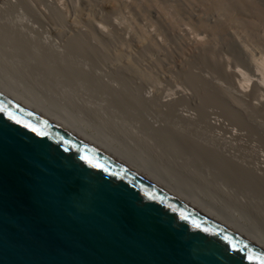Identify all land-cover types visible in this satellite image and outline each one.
<instances>
[{"label": "water", "instance_id": "1", "mask_svg": "<svg viewBox=\"0 0 264 264\" xmlns=\"http://www.w3.org/2000/svg\"><path fill=\"white\" fill-rule=\"evenodd\" d=\"M249 256L264 257L260 216L0 69V264Z\"/></svg>", "mask_w": 264, "mask_h": 264}, {"label": "bare ground", "instance_id": "2", "mask_svg": "<svg viewBox=\"0 0 264 264\" xmlns=\"http://www.w3.org/2000/svg\"><path fill=\"white\" fill-rule=\"evenodd\" d=\"M1 1L6 8L0 16L26 7L41 24H52L48 33L60 38L63 44L60 50L58 38L54 48V39L52 46H46L9 26H0L2 71L93 117L127 145L155 155L172 170L205 183L218 195L241 204L264 220V132H235V111L228 89L210 81L203 72L187 69L188 57L204 56L215 48L208 49L203 41L191 38L187 53L172 54L160 48L139 26L132 23L129 27L110 19L121 9L119 0L84 5L73 0L67 4L63 0ZM167 1L175 3L179 18L189 14L198 25L216 11L232 22V14L225 13L226 7L240 10L244 3L260 17L264 15L258 0ZM130 5L139 13L154 9L152 0ZM163 22L173 32L177 29L174 21L163 18ZM207 31L211 36L223 32L210 28ZM67 45L70 49L64 50ZM77 57H87V61L89 58L94 63L103 57L110 61L111 69H103L104 76L97 75L74 65L72 60ZM123 79L130 90L127 97L121 93ZM139 84L147 89L146 95L132 91ZM93 96L104 105L95 108L93 100L89 103ZM148 109H155L160 120L143 121L145 136L139 139L126 132L130 126L127 122L134 119L135 113ZM174 122L181 127L174 128ZM193 132H215L220 146L203 145L191 135ZM227 149L242 152L243 157H248L247 152L253 153V168L231 156ZM227 184L233 188L232 193L226 191Z\"/></svg>", "mask_w": 264, "mask_h": 264}, {"label": "rangeland", "instance_id": "3", "mask_svg": "<svg viewBox=\"0 0 264 264\" xmlns=\"http://www.w3.org/2000/svg\"><path fill=\"white\" fill-rule=\"evenodd\" d=\"M63 1L67 4L72 0ZM73 1L75 4L84 5L88 3L96 4L100 0ZM119 1L121 9L118 10L119 13L116 11V14H112L110 19L129 27L130 25L139 26L141 30L143 29L154 39L160 48L169 50L172 54L187 53L188 42L191 38L203 41L208 49L215 48L214 52H209L204 56H197L192 59L188 57L187 69L203 72L210 81L228 89L235 111V132H264V15L260 17L247 3L242 2L244 5L240 10L237 7L234 9L226 7L225 13L232 14V22H228L221 12L216 11L208 16L204 24L198 25L193 22V18L189 14L186 15L187 18L183 17L184 20L181 19L182 17L179 18L174 8L175 3L167 0H152L154 9L152 11L144 10L140 13L130 3L142 5L145 0ZM123 2L126 5H123ZM258 2L264 12V0H258ZM0 6L3 7L0 8V11H2L6 8V3L0 0ZM163 18L176 23L177 29L175 32L164 24ZM3 25L11 27L14 32L20 33L25 38L38 40L41 44L45 43L46 46H52V41L53 43L56 41L53 44L54 48L58 44L57 48L60 46L59 49H62L63 44L60 43L62 40L48 33L49 29L52 28V24H41L26 7L19 8L5 17L4 15L0 16V26ZM207 28L216 29L217 31L222 29L223 32L211 36ZM66 49H70V46L67 45L64 50ZM86 50L89 54L90 49L87 47ZM72 61L74 65L77 64V67L85 68L93 73L96 72L97 75L102 74L101 76H104L103 69L107 71L111 69L110 61L103 57L95 63L89 58L87 61V57H77ZM125 84V80H121V93L127 97L130 90ZM120 85L116 83V87L121 88ZM80 86L83 87L84 85ZM132 91L139 95H146L147 93V89L140 84ZM80 92L82 91L77 93L81 94ZM92 100L95 108H99V104H103L95 96L91 98L89 103H92ZM135 115L134 119L130 121L131 123L127 122L130 126L126 127L127 124L125 123V131L135 134L139 139L141 136H145L144 120L154 121L156 118L160 120L155 109H148L142 113L136 112ZM118 120L120 121L121 118ZM173 125L176 129L181 127L176 122ZM191 135L207 147L218 148L220 146L217 139H215V132H193ZM130 138L127 135V139ZM226 152L236 157L244 165L253 168V153L247 152L248 157H243L242 152L236 150L227 149ZM209 170L212 169L209 167ZM224 187L226 191L231 190L230 193H232L233 188L230 184ZM234 194H237V192Z\"/></svg>", "mask_w": 264, "mask_h": 264}, {"label": "snow or ice", "instance_id": "4", "mask_svg": "<svg viewBox=\"0 0 264 264\" xmlns=\"http://www.w3.org/2000/svg\"><path fill=\"white\" fill-rule=\"evenodd\" d=\"M17 123H19V121H17ZM33 131H35V129H33ZM248 259L251 261V260H258L259 261V264H264V257H252V256H249Z\"/></svg>", "mask_w": 264, "mask_h": 264}]
</instances>
